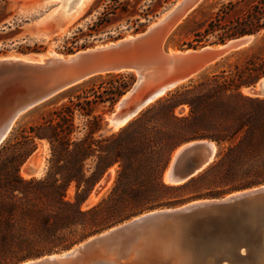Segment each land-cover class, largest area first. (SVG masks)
Listing matches in <instances>:
<instances>
[{"label": "trees", "instance_id": "trees-1", "mask_svg": "<svg viewBox=\"0 0 264 264\" xmlns=\"http://www.w3.org/2000/svg\"><path fill=\"white\" fill-rule=\"evenodd\" d=\"M5 5L6 0H0V7ZM219 19L216 13L204 35L220 30L217 36L222 42L256 34L264 29V0H256L231 26L222 27ZM262 75L264 56L199 75L104 135L102 116L95 108L105 102L112 106L130 85L120 75L107 73L101 91L84 90L52 109L42 123L29 127V134L1 143L0 264H18L66 249L75 235L81 239L145 209L264 183V96L242 91ZM179 106L187 107L185 114L176 113ZM76 111L84 131L73 138L78 131ZM35 138L49 144L47 169L41 177L24 178L19 169L36 148ZM194 139L215 143L213 161L183 182H165L162 175L172 152ZM111 167L114 177L107 194L82 208Z\"/></svg>", "mask_w": 264, "mask_h": 264}, {"label": "water", "instance_id": "water-1", "mask_svg": "<svg viewBox=\"0 0 264 264\" xmlns=\"http://www.w3.org/2000/svg\"><path fill=\"white\" fill-rule=\"evenodd\" d=\"M199 1L179 0L144 30L116 41L68 54L48 49L34 55L0 57V143L20 113L60 90L96 74L139 73L142 81L134 87L137 77L123 102L121 98L106 116L107 125L114 127L113 121H127L206 63L251 41L252 37L245 35L219 46L165 50L167 32ZM54 22L58 29L65 20ZM255 84L251 94L264 96V75ZM216 151L215 143L208 139L184 142L172 152L163 176L168 172L169 182H183L209 165ZM27 171L34 168L28 166ZM168 241L179 248L183 264H264V183L220 197L148 210L77 247L28 260L27 264H170L157 252L158 246Z\"/></svg>", "mask_w": 264, "mask_h": 264}, {"label": "rangeland", "instance_id": "rangeland-1", "mask_svg": "<svg viewBox=\"0 0 264 264\" xmlns=\"http://www.w3.org/2000/svg\"><path fill=\"white\" fill-rule=\"evenodd\" d=\"M177 1L179 0H85L78 14L66 31L60 32L57 31L55 22L50 18V15L57 10L61 12L60 5L62 0H6L5 7H0V57L19 53L34 55L37 52H45L49 48H52L58 53L68 54L95 45L116 41L122 37L133 35L144 30L152 21L165 13ZM255 2L256 0H200L179 20H177L164 37L163 48L165 50L197 49L206 45L216 46L232 38L245 35H250L252 39L247 45L231 50L214 59L195 75L167 90L160 96L165 95L168 91H171L180 85H184L189 81L196 79L199 75L218 72L220 69L233 67V65L236 64H244L253 56H264V29L256 34H242L225 38L222 42L219 41L217 36L220 30H216L213 33L206 35H204L203 32L208 21L216 13L220 14L218 22L222 27L231 26L235 23L236 19L247 11ZM38 32H44L47 36H40L37 34ZM196 33H202L203 35L196 36ZM109 73L120 75L121 79L129 81L130 85L112 106H109V103L105 102L95 108V113H101L102 129L100 132L104 135L116 131L132 118L130 117L124 124L115 129L114 127H109L107 125L106 116L115 110L116 104L124 94L133 87L138 77L134 71ZM107 78V73L93 75L57 92L51 97L23 111L14 119L9 131L1 143L5 142L7 139H12L13 141L14 138L19 135L23 136L29 134V127L42 123L52 109L58 107L62 103H66L70 98L74 99L75 95L82 94L84 90L94 89L101 91L105 85L104 80ZM255 85L256 84L250 87H244L242 88V91L246 94L252 95L250 88ZM175 111L177 114H185L187 107L179 106ZM81 121L82 118L76 111L74 114V124L78 126V131L72 135L73 138L83 134L84 129L81 128ZM98 133L99 132H96L94 136H97ZM34 142L36 148L19 169V173L24 178L41 177L47 169L49 144L44 138H35ZM29 165H32L36 171H27L26 167ZM113 177L114 167H111L94 186L88 198L82 204V208H87L104 197L112 185ZM162 177L164 180L163 175ZM233 191L235 190L215 197L224 196ZM72 193L73 187L70 186L68 194L72 195ZM92 193L93 196L90 197ZM163 207L170 206L155 207L152 209ZM152 209L142 210L139 213L115 222L101 231L87 235L81 239L79 238V235H75L72 239V244L66 249L56 250L21 262L35 260L48 254L59 253L71 249L95 234Z\"/></svg>", "mask_w": 264, "mask_h": 264}, {"label": "bare ground", "instance_id": "bare-ground-1", "mask_svg": "<svg viewBox=\"0 0 264 264\" xmlns=\"http://www.w3.org/2000/svg\"><path fill=\"white\" fill-rule=\"evenodd\" d=\"M84 1H85V0H67V2H66V0H62L61 5H60V7H61V12H59V10H57L56 12H53V13L50 15V18L53 19L54 21H56L57 23L60 22V21H62V20H63V21L65 20V22H64L63 24H61V25L58 27L57 31H60V32H64V31H66V29L68 28V26L73 22L74 18H75L76 15L78 14V12H79V10L81 9V7H82ZM38 34H39V35L42 34V35H44V36H47V34L44 33V32H40V33H38ZM216 46H219V45H216ZM49 50L52 51L53 49H52V48H49ZM189 50H191V49H189ZM169 51H170V52H177L178 50H170V49H169ZM210 62H211V61H210ZM210 62L206 63L204 66H206V65L209 64ZM142 79H143V76L140 75V74L138 73V81H137V83L134 85V87H135L136 85H138V83H139L140 81H142ZM134 87H133V88H134ZM62 90H63V89H62ZM60 91H61V90H60ZM55 94H56V93H55ZM125 97H126V95L122 97L120 103L123 102V100L125 99ZM125 122H126L125 119H123V120H115V121H113V123H114V128H115V129L118 128L119 126H121V125L124 124ZM29 166L33 167L32 165H29ZM27 167H28V166H27ZM27 167H26V168H27ZM34 171H36V170L34 169ZM34 171H33V172H34ZM167 174H168V172H165V173H164V180L169 182V179H168ZM109 179H110V178H109ZM109 179H108V180H109ZM101 187H102V186H101ZM96 188H97V187H96ZM96 188H95V189H96ZM99 189H100V187H99ZM97 192H98V191H97ZM93 193H94V192H93ZM93 193L91 194L90 197L93 196ZM95 193H96V192H95ZM144 213H145V212H144ZM144 213H142V214H144ZM131 219H132V218H131ZM131 219H129V220H131ZM74 247H77V245L74 246ZM74 247H73V248H74ZM29 262H31V261L23 262V263H20V264H27V263H29Z\"/></svg>", "mask_w": 264, "mask_h": 264}, {"label": "clouds", "instance_id": "clouds-1", "mask_svg": "<svg viewBox=\"0 0 264 264\" xmlns=\"http://www.w3.org/2000/svg\"><path fill=\"white\" fill-rule=\"evenodd\" d=\"M157 252L162 261L168 260L170 264H183V256L175 242L161 243Z\"/></svg>", "mask_w": 264, "mask_h": 264}]
</instances>
